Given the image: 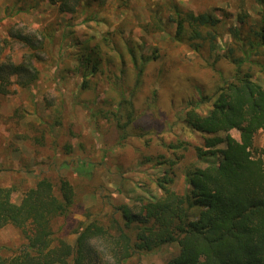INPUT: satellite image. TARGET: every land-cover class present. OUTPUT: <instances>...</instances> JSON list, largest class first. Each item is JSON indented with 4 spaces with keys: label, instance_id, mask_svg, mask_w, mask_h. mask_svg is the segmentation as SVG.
I'll return each mask as SVG.
<instances>
[{
    "label": "rangeland",
    "instance_id": "obj_1",
    "mask_svg": "<svg viewBox=\"0 0 264 264\" xmlns=\"http://www.w3.org/2000/svg\"><path fill=\"white\" fill-rule=\"evenodd\" d=\"M176 4L222 19L219 53L232 44L229 28L240 15L250 25L264 12L262 0H78L73 12L49 0H0V35L8 37L9 26L38 41L36 50L12 42L5 54L15 62L27 53L40 57L36 82L0 93V187H12L19 202L42 177L56 186L68 180L74 202L56 226L62 225L59 236L70 242L89 213L107 222L114 206L160 194L156 178L168 166L160 161L183 153L173 184L183 193L188 163L205 167L219 160L196 155L194 147L203 146L205 137L187 131L184 107L211 96L235 67L222 56L216 70L204 61L207 47L198 53L172 37L176 25L169 19ZM20 7L24 11L16 13ZM130 49L143 64L140 75ZM257 75L264 85V76ZM198 110L207 113L208 106ZM231 133L239 137L237 130ZM255 143L264 147V130ZM25 243L19 228L0 229L2 255H14ZM176 252V245H163L125 264H168Z\"/></svg>",
    "mask_w": 264,
    "mask_h": 264
},
{
    "label": "trees",
    "instance_id": "obj_2",
    "mask_svg": "<svg viewBox=\"0 0 264 264\" xmlns=\"http://www.w3.org/2000/svg\"><path fill=\"white\" fill-rule=\"evenodd\" d=\"M49 1L60 2L64 12H73L78 3ZM21 11L24 7L16 13ZM169 21L176 25L172 34L176 41L188 42L198 53L207 47L204 61L211 67L217 70L222 56L235 67L211 96L190 100L184 107L187 131L205 137L203 146L194 147L196 155L219 160L205 167L188 163L183 171L187 187L178 193L173 188L174 166L183 153H174L159 162L168 165L156 178L160 194L139 197L140 204L114 206L107 222L89 213L75 230L73 242L59 236L62 225L56 226L57 218L67 217L74 202L68 180L61 178L56 186L42 177L19 202L12 198V187H0V229L13 225L26 240L12 256L0 253V264H125L138 253L172 244L177 252L168 264H264V147L255 143L257 133L264 130V85L257 75L264 76V12L250 25L240 15L239 23L229 28L232 44L223 53L217 50L222 19L214 13H195L176 4ZM7 32L8 37L0 35V93H9L15 84L28 87L40 76L36 53H27L20 62L5 54L12 42L36 50L38 41L9 26ZM130 53L140 75L143 64L133 49ZM83 59L87 67L90 58ZM201 105L208 106L207 113L198 110ZM233 129L239 137L231 133ZM221 144L225 145L218 147Z\"/></svg>",
    "mask_w": 264,
    "mask_h": 264
}]
</instances>
